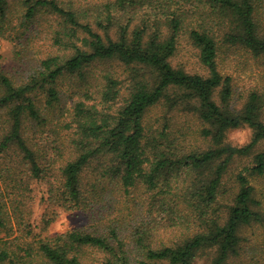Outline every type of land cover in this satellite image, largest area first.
I'll list each match as a JSON object with an SVG mask.
<instances>
[{
  "label": "trees",
  "instance_id": "trees-1",
  "mask_svg": "<svg viewBox=\"0 0 264 264\" xmlns=\"http://www.w3.org/2000/svg\"><path fill=\"white\" fill-rule=\"evenodd\" d=\"M22 4V25L52 16L58 49L19 84L0 69V155L12 163L15 155L29 178L48 181L53 203L84 211L91 222L39 239L23 255L15 239L0 238V264H193L207 249L215 251L211 264H229L242 249V229L263 221L249 177L264 175V148L256 150L264 144V92L250 91L239 109L232 106L233 79L219 69L214 22L187 31L206 75L174 67L170 58L186 21L204 11L227 20L226 43L264 59V0H112L92 12L79 0ZM144 7L149 14L139 15ZM7 11L0 0V34L10 23ZM97 61L123 66L124 78L105 74L95 102L66 110L68 137L52 136L58 80ZM178 116L198 124L206 149L188 145ZM242 125L251 140L227 143V131ZM237 157L251 163L223 202V179ZM56 164L59 174L50 177ZM10 230L0 204V233Z\"/></svg>",
  "mask_w": 264,
  "mask_h": 264
},
{
  "label": "rangeland",
  "instance_id": "rangeland-1",
  "mask_svg": "<svg viewBox=\"0 0 264 264\" xmlns=\"http://www.w3.org/2000/svg\"><path fill=\"white\" fill-rule=\"evenodd\" d=\"M8 11L5 31L0 34V69L15 83L19 84L26 80L27 76L38 66L40 60L50 54L57 52V47L53 44V33L56 27L55 20L51 15L41 14L35 20L23 25L24 6L22 0H7ZM76 1V0H75ZM88 12H92L93 6L100 5L112 0H79ZM207 7V4L204 8ZM144 7L140 14H149V9ZM93 14V13H92ZM91 15V14H90ZM261 19L264 24V4L260 10ZM214 22L213 33L217 38L219 49L218 64L222 73L230 75L233 79L232 106L239 109L250 91L264 92V59L254 57L251 52L239 45L226 43L223 34L228 30L227 20L220 16L207 17L202 11L186 21L184 33L179 36L176 51L170 58L172 66L181 68L188 73L206 75V69L198 59V50L191 43L187 31L191 27H197L202 23ZM136 22L133 21L131 25ZM21 24V25H20ZM123 66L111 61H97L82 70V75H65L58 80L60 90L61 108L54 113L57 134L64 138L68 137L70 130L64 127V121L68 120L66 110H71L76 102H95L99 96V90L104 82L103 76L107 73L124 78ZM42 97L43 94H39ZM63 111L64 116H60ZM160 115V109L152 110L150 116L154 118ZM5 116H1L3 122ZM264 120V110L261 114ZM51 124V128L53 126ZM174 122L185 127L184 139L190 147L206 149L209 141L203 139L195 133L198 124L191 117L178 116ZM29 132L25 133L31 139L32 125L26 123L25 128ZM236 132H244L243 141L237 138H230ZM60 133V135H59ZM252 138V130L247 125L230 129L226 133L225 141L234 146L247 144ZM264 148L261 143L256 150ZM15 162H9V158L0 155V204L3 205L7 216V223L11 226L10 235L5 236L0 233V238L15 239L16 244L22 246L17 253L23 255V249L27 245L35 250L39 239L50 237L56 233L64 232L76 226H88L91 222L88 214L81 210H64L49 199L48 181L35 180L27 176L25 168ZM251 157H237L230 165L224 179L227 194L223 202H229L230 195L236 191L237 173L245 166L250 165ZM59 164H56L55 171L50 177L59 174ZM49 178V176H48ZM58 178V177H57ZM250 183L254 186V198L256 200L255 209L263 217V221L245 226L241 231L240 254L230 259L229 264H264V175L249 177ZM67 221V224L63 223ZM14 247V246H13ZM215 254L214 249H207L199 253L193 264H211Z\"/></svg>",
  "mask_w": 264,
  "mask_h": 264
},
{
  "label": "clouds",
  "instance_id": "clouds-1",
  "mask_svg": "<svg viewBox=\"0 0 264 264\" xmlns=\"http://www.w3.org/2000/svg\"><path fill=\"white\" fill-rule=\"evenodd\" d=\"M244 136H245L244 132H236V133L232 134V136L230 138H237L238 137L241 141H243ZM63 223H65V225H66L67 221H63Z\"/></svg>",
  "mask_w": 264,
  "mask_h": 264
}]
</instances>
